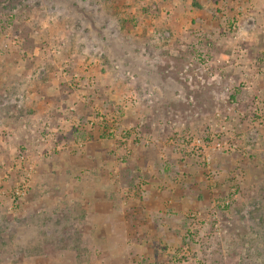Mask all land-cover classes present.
Instances as JSON below:
<instances>
[{
	"label": "rangeland",
	"instance_id": "374dc122",
	"mask_svg": "<svg viewBox=\"0 0 264 264\" xmlns=\"http://www.w3.org/2000/svg\"><path fill=\"white\" fill-rule=\"evenodd\" d=\"M0 264H264V0H0Z\"/></svg>",
	"mask_w": 264,
	"mask_h": 264
}]
</instances>
